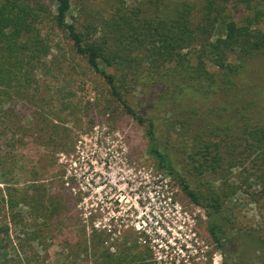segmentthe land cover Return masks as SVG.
<instances>
[{
  "label": "trees",
  "instance_id": "1",
  "mask_svg": "<svg viewBox=\"0 0 264 264\" xmlns=\"http://www.w3.org/2000/svg\"><path fill=\"white\" fill-rule=\"evenodd\" d=\"M231 1L0 0V254L9 256L7 220L35 228L38 218L52 223L70 209L63 195L48 194L35 151L43 139L37 134L41 122L60 130L44 116L52 115L46 104L61 92L56 82L65 60L56 51L66 44L146 130L148 153L158 166L206 211L211 241L218 249L232 248L223 250V264H264V213L257 228H239L236 197L245 193L264 210V117L256 118L264 114V29L253 27L264 9L238 21ZM135 93L152 99L149 115L129 101ZM28 117L31 124H25ZM236 125L246 142L240 154L244 142H237ZM46 138L55 142L56 134ZM244 154L255 155L253 168H243L238 183L232 182V169L244 166ZM27 159L34 165L26 169ZM6 203L35 209L33 223L12 212L5 217ZM74 235L57 243L75 258L85 254L87 264H186L159 262L138 243L112 252L96 231L77 242ZM254 249L260 254H252Z\"/></svg>",
  "mask_w": 264,
  "mask_h": 264
},
{
  "label": "rangeland",
  "instance_id": "2",
  "mask_svg": "<svg viewBox=\"0 0 264 264\" xmlns=\"http://www.w3.org/2000/svg\"><path fill=\"white\" fill-rule=\"evenodd\" d=\"M101 1L94 0V3ZM133 1L126 0L127 4ZM229 7L240 21L255 15L257 8L264 9V0L250 3L233 0ZM72 12L76 14V7ZM261 17L259 22L253 18L254 28L260 24L264 29V15ZM65 46L56 51V55L65 60L64 73L56 82L61 92L52 104H46L52 115L44 116L51 118L52 124L58 125L60 130L55 133L54 128H46L41 122L37 134L43 139L35 151L39 178L48 185V194L63 195L70 209L52 223L46 224L38 218L40 225L35 228L21 227L7 220L10 250L8 257L0 254V264H87L85 254L75 258L69 248L57 242L65 241L70 233H75L73 240L77 242L78 236H91L95 231L103 234L104 244L112 248V252L138 243L141 251L150 250L153 259L159 262L223 264V250L232 251V248L221 250L211 241L206 211L193 204L178 180L150 156L146 130L113 99L105 80ZM210 69L216 70L215 67ZM140 96V93L130 95L129 101L141 113L149 115L153 101L148 95ZM262 110L264 112V105ZM260 117L264 114L259 111L256 118ZM25 124H31L29 117ZM233 129L237 142L243 143L239 126ZM48 133L56 134L55 142H47ZM245 145L246 142L239 146L238 154ZM240 156H244V166L232 169L235 183L240 180V170L247 167L252 170L255 157ZM178 162L183 170L181 158ZM25 164L26 169L34 165L29 159ZM3 188L0 184V191ZM2 197L0 195V199ZM236 197L239 198V228H257L263 222L264 210L249 201L245 193ZM31 209L24 204L11 209L6 203L3 215L12 212L17 220L32 224L37 211ZM49 234L60 235L56 241L47 239ZM33 235L39 240H34ZM261 235L257 230L256 236ZM255 253L260 254L258 249L253 250L252 254Z\"/></svg>",
  "mask_w": 264,
  "mask_h": 264
}]
</instances>
